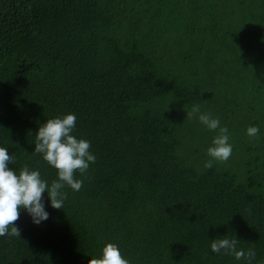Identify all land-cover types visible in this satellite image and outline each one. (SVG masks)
<instances>
[{"label":"trees","instance_id":"obj_1","mask_svg":"<svg viewBox=\"0 0 264 264\" xmlns=\"http://www.w3.org/2000/svg\"><path fill=\"white\" fill-rule=\"evenodd\" d=\"M193 105L228 128L227 162L204 167L217 133ZM68 113L96 162L63 209L43 193L47 220L21 209L0 264H88L106 242L130 264H248L211 251L226 235L264 264V0H0L8 167L57 179L35 135Z\"/></svg>","mask_w":264,"mask_h":264},{"label":"clouds","instance_id":"obj_2","mask_svg":"<svg viewBox=\"0 0 264 264\" xmlns=\"http://www.w3.org/2000/svg\"><path fill=\"white\" fill-rule=\"evenodd\" d=\"M188 119L197 118L208 130L216 131L212 146L207 148L209 160L204 167H212L213 161L224 163L232 155V145L229 143V131L226 126H221L220 120L208 112H201L199 105H193L187 112ZM76 116L68 113L63 116L47 119L40 125L35 137V153L42 154V158L50 166L57 170V179L49 184L41 177L39 170H31L27 165L19 169L17 173L8 165L15 163L14 156L8 149L0 147V237H20V229L16 222L20 218L23 208L31 216L33 223L40 224L49 217L45 210L43 193L47 191L51 207L63 209L67 192L63 191L69 186L74 191H79L83 186V180L77 179L78 171L84 176L90 163H95L97 157L90 151V142L83 138H77L72 133L76 126ZM258 126H249L246 134L257 137ZM239 240L222 238L211 240L210 248L213 253L221 250L225 254L233 256L237 261L247 260L252 264L256 253L249 248L247 251L238 249ZM88 264H130V261L122 256L118 245L114 242H106L99 257L92 256Z\"/></svg>","mask_w":264,"mask_h":264}]
</instances>
